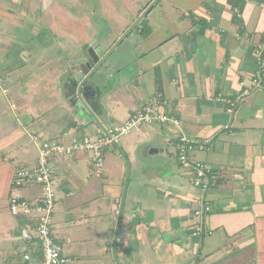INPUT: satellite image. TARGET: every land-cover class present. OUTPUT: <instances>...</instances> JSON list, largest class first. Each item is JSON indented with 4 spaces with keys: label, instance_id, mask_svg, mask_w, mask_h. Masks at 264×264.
Instances as JSON below:
<instances>
[{
    "label": "crops",
    "instance_id": "1",
    "mask_svg": "<svg viewBox=\"0 0 264 264\" xmlns=\"http://www.w3.org/2000/svg\"><path fill=\"white\" fill-rule=\"evenodd\" d=\"M139 1L0 0V264L42 256L37 214L9 203L41 196L33 182L14 186L41 143L95 139L139 108L180 119L215 186L192 182L171 123L124 135L101 174L89 152L54 157L51 230L69 263L264 264V87L252 84L264 0ZM90 46L108 65L77 108L65 72Z\"/></svg>",
    "mask_w": 264,
    "mask_h": 264
},
{
    "label": "built area",
    "instance_id": "2",
    "mask_svg": "<svg viewBox=\"0 0 264 264\" xmlns=\"http://www.w3.org/2000/svg\"><path fill=\"white\" fill-rule=\"evenodd\" d=\"M255 53L259 67L257 74L252 80L255 87H264V45L256 46ZM2 79L0 78V83ZM165 124L171 123L179 128L178 139L176 142L177 157L183 167L193 172L192 182L200 186L203 190L215 186V180L210 179L213 175L211 167L199 160H191L189 154L195 148V143L191 141L181 129V121L178 117L169 112L148 110L139 108L123 124L110 125L106 130L95 138L84 137L79 141L64 145L57 142H42L36 164L33 167L24 166L17 170L14 186H21L24 183H35L40 185L42 194L35 204L26 200L19 199L12 195L9 199L11 212L17 214L22 211L25 213L34 212L37 214L36 232L38 243L41 246L42 258L35 259L31 254L24 253L23 263L7 264H70L69 258L63 255L61 245L52 236V215L55 209L56 192L52 178L51 160L54 157H70L77 152H89L90 171L94 174H101L105 165V153L109 147L120 143L121 138L133 130H137L145 124ZM195 146V147H194ZM214 176H212L213 178ZM200 203L206 210L205 199L200 197ZM198 219L202 217V212L197 211ZM201 228L197 226L193 235H198ZM42 260V261H41ZM4 264V263H3Z\"/></svg>",
    "mask_w": 264,
    "mask_h": 264
},
{
    "label": "water",
    "instance_id": "3",
    "mask_svg": "<svg viewBox=\"0 0 264 264\" xmlns=\"http://www.w3.org/2000/svg\"><path fill=\"white\" fill-rule=\"evenodd\" d=\"M145 22L146 20H143L142 24ZM107 65V59L106 64L100 62L95 46H90L86 55H81L69 62L65 77L68 90L66 98L70 104L78 108L82 101L90 104L89 101L96 98V91L102 85L100 79Z\"/></svg>",
    "mask_w": 264,
    "mask_h": 264
},
{
    "label": "rangeland",
    "instance_id": "4",
    "mask_svg": "<svg viewBox=\"0 0 264 264\" xmlns=\"http://www.w3.org/2000/svg\"><path fill=\"white\" fill-rule=\"evenodd\" d=\"M143 1V0H142ZM138 2H140L139 0H137L136 3H134L135 5H139ZM119 26H123V24H118ZM123 27H120L119 30L122 31ZM126 33V32H125ZM133 35H131V38H132ZM139 36L141 37V35L139 34ZM119 50H124L126 49V46L125 45H122V43L119 45ZM114 53H116V51L113 50ZM127 53H130V52H127ZM121 59V58H120ZM120 63V61H119ZM198 146L194 149V150H197ZM208 165V164H207Z\"/></svg>",
    "mask_w": 264,
    "mask_h": 264
},
{
    "label": "trees",
    "instance_id": "5",
    "mask_svg": "<svg viewBox=\"0 0 264 264\" xmlns=\"http://www.w3.org/2000/svg\"><path fill=\"white\" fill-rule=\"evenodd\" d=\"M159 94H160V90H158L157 92H156V99H159ZM51 162V161H50ZM20 169V168H19ZM18 169V170H19ZM53 236V235H52ZM54 238V237H53ZM34 240V239H33ZM54 240L55 241H57L55 238H54ZM37 243H38V241H37V239L35 240ZM38 248V247H37ZM64 255V254H63ZM32 256L35 258V259H41L42 258V256H40V255H36V254H32ZM66 258H68L66 255H64ZM42 261V260H41Z\"/></svg>",
    "mask_w": 264,
    "mask_h": 264
}]
</instances>
